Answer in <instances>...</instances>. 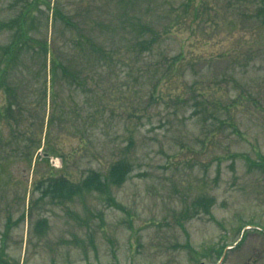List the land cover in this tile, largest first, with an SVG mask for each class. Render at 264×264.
Listing matches in <instances>:
<instances>
[{
    "label": "rangeland",
    "instance_id": "rangeland-1",
    "mask_svg": "<svg viewBox=\"0 0 264 264\" xmlns=\"http://www.w3.org/2000/svg\"><path fill=\"white\" fill-rule=\"evenodd\" d=\"M187 1L0 0V46L23 19L50 49L39 77L45 56L26 54L22 133L0 145L11 264H264V0H195L196 18ZM53 55L81 85L52 80ZM123 157L111 194L53 199L41 184Z\"/></svg>",
    "mask_w": 264,
    "mask_h": 264
},
{
    "label": "trees",
    "instance_id": "trees-1",
    "mask_svg": "<svg viewBox=\"0 0 264 264\" xmlns=\"http://www.w3.org/2000/svg\"><path fill=\"white\" fill-rule=\"evenodd\" d=\"M195 0H188L184 9L188 12L190 9L195 14L199 11V5H196ZM27 15V13H24ZM23 14V16H24ZM256 17L264 16V4L260 3L255 14ZM22 23L18 21V28L14 32L13 40L11 33V40L6 45L0 46V145H11L12 138H20L21 131L19 129V122L25 113V98L22 95V90L26 86V77L30 70L33 69L29 66L26 54H33L36 56L43 53L44 60L41 62L38 68L37 77L47 73L48 61L47 56L50 52L47 44L40 45V49L36 46L30 45V34L24 28V21ZM12 21L4 22L0 24V29H7L12 31ZM148 29L147 26L143 27ZM146 39L139 43L140 48H147L149 54L153 53V44L151 41L146 42ZM33 48V51H31ZM97 51L102 52L103 56L111 57L109 52L99 46H94ZM139 54V55H138ZM138 56H142V53H138ZM178 60V61H177ZM179 56L174 57V64H176L175 71L181 70ZM180 66V67H179ZM69 77L68 84L72 86L78 82L81 85L82 72L77 69H73L64 65L55 55L51 58L50 73L52 80H54L59 74V71ZM81 74V75H80ZM47 88V87H46ZM3 127V128H2ZM7 128V129H6ZM4 130H9V134L3 133ZM41 148V146H39ZM38 148V149H39ZM17 152H24L23 148L16 147ZM133 168V162L128 157H123L113 162L106 173L100 172L95 169H91L88 174L78 180H72L65 176L56 177L52 176L41 181V184L45 186L47 195L53 199H65L71 200L74 196H80L85 198L87 194L91 192H101L111 194L112 187L122 185L130 176ZM205 204H211L212 200H207ZM1 264H11L2 255H0ZM13 264V263H12Z\"/></svg>",
    "mask_w": 264,
    "mask_h": 264
}]
</instances>
